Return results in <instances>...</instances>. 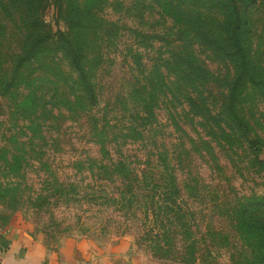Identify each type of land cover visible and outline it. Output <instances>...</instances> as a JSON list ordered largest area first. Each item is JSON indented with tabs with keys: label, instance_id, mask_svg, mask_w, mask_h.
Masks as SVG:
<instances>
[{
	"label": "rangeland",
	"instance_id": "374dc122",
	"mask_svg": "<svg viewBox=\"0 0 264 264\" xmlns=\"http://www.w3.org/2000/svg\"><path fill=\"white\" fill-rule=\"evenodd\" d=\"M54 1L43 0L41 11L30 2L0 0V234L16 219L57 246L89 238L108 249L123 240L132 264H189L178 228L168 239L161 230L165 215L146 212L147 191L130 205L111 172V161L123 159L148 181L164 158L174 168L197 240L192 264H255L235 229V210L264 194V177L239 145L214 142L216 162L204 153L198 119L183 109L187 81L175 75L183 56L197 66L202 96L210 104L222 98L231 62L192 29L198 17L221 16L220 0H95L88 6L90 23L74 33L65 10L73 5L85 12L88 0H61L59 17ZM236 3L247 11L249 34L264 60V0ZM57 26L79 41L95 105L83 93L68 47L57 39L37 47L14 72L36 37ZM143 89L155 99L157 121L143 137L119 140L129 126L123 103ZM250 93L243 112L264 137V101ZM94 119L107 129L105 155ZM168 243V253L157 249Z\"/></svg>",
	"mask_w": 264,
	"mask_h": 264
},
{
	"label": "trees",
	"instance_id": "16d2710c",
	"mask_svg": "<svg viewBox=\"0 0 264 264\" xmlns=\"http://www.w3.org/2000/svg\"><path fill=\"white\" fill-rule=\"evenodd\" d=\"M22 1L24 4L30 2L33 4L32 6L39 9L41 7V11L44 8V5L41 6L43 0ZM91 3H95V0H88L85 12L73 5L68 6L65 10L67 15L64 19L70 23L72 29L74 28L72 33L76 29L75 27L82 26V23L85 24L86 21L90 23L88 6ZM220 3L224 9L220 17L209 19L205 15L201 16L202 13H200L201 17H198L192 29L197 36L208 40L206 45L212 48L221 59L230 60L231 66H226L225 90L220 100L210 104L198 89L199 83L195 80V78L199 79L197 66L193 61L186 63L182 56L180 57L182 66L178 61L175 75L179 76L182 81H187L186 88H188L184 96L185 106L183 105V109L189 112L187 114L198 119L203 131L202 136L199 137L201 149L213 162H216L212 146L214 142L230 147L236 144L249 152L248 160L257 166V170L264 177V158H261V155L264 154V137L259 134L251 120L244 114L242 102L244 96L251 94V91L263 98L264 101V60L258 57L256 44L249 34V18L245 16L247 11L241 12L236 0H220ZM167 4L180 10V4H174V2ZM29 6L30 4L27 5V7ZM54 6L58 16L63 11V3L61 0H55ZM53 39H57L68 47V58L77 72L83 93L88 102L95 105L97 100L95 88L89 72L82 63V49L79 41L69 35V32L62 30L60 26H57L55 30L49 28L38 35L30 48L17 58L14 72L19 71L21 63L28 59L37 47ZM185 55L192 57V53L189 52H185ZM198 69L201 70L200 67ZM10 85V81L6 82L3 88L7 89ZM154 100L153 96L144 89L129 93V100L123 103L124 110L128 114L129 126L123 130L119 140L126 141L139 136L143 137L144 133L153 128L157 121ZM91 127L98 137L100 152L105 155L107 153L106 126L99 125L98 119H94ZM110 164L111 172L117 175L123 185L122 197L132 205L131 203L136 201L133 198L136 199V196L142 191H147V197L149 196L150 199H147L144 205L146 212L150 210L155 215L159 213L165 215L167 222L162 224L161 230L168 239L169 230L179 229L177 231L180 232L184 242L183 251L186 256L184 261L189 264L194 263L197 259V240L191 230L187 208L181 200L182 189L178 185L173 166L162 158L158 164V171L147 181L139 177L138 174H134L123 159L111 161ZM102 168L104 172L108 170L105 164L102 165ZM235 214V229L250 250V260H253L255 264H264V194L257 193L246 198L235 210ZM156 245L157 249L165 254L173 246L172 243H168L166 246Z\"/></svg>",
	"mask_w": 264,
	"mask_h": 264
},
{
	"label": "crops",
	"instance_id": "0c3cea01",
	"mask_svg": "<svg viewBox=\"0 0 264 264\" xmlns=\"http://www.w3.org/2000/svg\"><path fill=\"white\" fill-rule=\"evenodd\" d=\"M125 243L121 240L105 249L83 238L75 245L57 246L13 219L0 234V264H132Z\"/></svg>",
	"mask_w": 264,
	"mask_h": 264
}]
</instances>
